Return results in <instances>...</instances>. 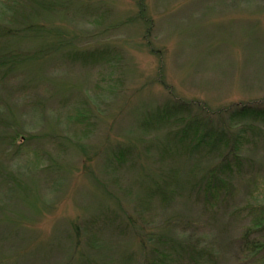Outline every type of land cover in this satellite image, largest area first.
<instances>
[{
	"label": "rangeland",
	"instance_id": "obj_1",
	"mask_svg": "<svg viewBox=\"0 0 264 264\" xmlns=\"http://www.w3.org/2000/svg\"><path fill=\"white\" fill-rule=\"evenodd\" d=\"M60 5L25 11L46 36L0 40L47 49L0 72V264H152L164 252L169 264H258L240 247L255 213L235 209L264 204V134L244 153L253 165L208 206L189 184L206 159L161 163L180 126L150 115L169 99L211 112L264 101V0ZM174 168L184 186L172 185L171 200L142 202L160 169Z\"/></svg>",
	"mask_w": 264,
	"mask_h": 264
},
{
	"label": "trees",
	"instance_id": "obj_2",
	"mask_svg": "<svg viewBox=\"0 0 264 264\" xmlns=\"http://www.w3.org/2000/svg\"><path fill=\"white\" fill-rule=\"evenodd\" d=\"M60 4L61 0L54 2L50 0H0V40L13 39L21 42L33 39V37L46 36L45 28L33 23L32 18L26 16L25 11L33 7V12H52L61 9L62 5ZM141 13L142 16L146 15L144 7ZM61 46V42H56L51 48L60 49ZM46 50L42 49L30 54L17 49L0 48V72L9 75L20 71L26 62L42 57ZM90 58L89 54L80 57L84 61ZM150 117L154 121L158 119L160 124L176 122L180 126L176 133L168 134L166 143L161 144V163L165 164L169 160L175 161L183 158L191 160L197 155L206 159L207 165L203 169V174L199 175L200 177L196 176L195 170L192 168V182L189 184L193 190L204 192L205 203L208 206L211 203L209 202L210 198L216 201L217 197L219 198V192L229 190L228 176L233 178L236 173H241L247 165H253L251 160L247 162L244 153L250 144H258L257 137L264 134V101L230 106L211 112L208 108H196L193 103L169 99L151 113ZM16 136L19 137L17 133ZM120 157L123 161L125 160V155ZM180 175L179 169L176 168L169 173L160 169L157 181L152 180V184L148 185V192L140 200L142 202L144 200L145 203L154 192L160 194L165 201L171 200V197L174 196L171 191L172 185L176 184L180 188L184 186ZM4 178L8 181L14 176H4ZM235 212L255 213L252 225L246 229L241 238L240 247L245 254L251 257L250 260L257 259L259 260L258 264H264V241L251 238L253 234L264 232V204L260 206L248 204L236 208ZM100 223L102 226L105 224L104 222ZM94 224L96 225V223ZM132 228L135 230L133 225ZM151 238L153 237L151 236ZM96 241L97 239L93 240L96 247L92 243V248L101 249L100 244ZM152 251L154 252V249ZM197 253L195 249L193 254ZM204 254L207 255L206 251L202 250L197 257L202 258ZM170 261L171 256L164 252L158 258V263H151L169 264ZM84 262L91 264L88 260Z\"/></svg>",
	"mask_w": 264,
	"mask_h": 264
}]
</instances>
